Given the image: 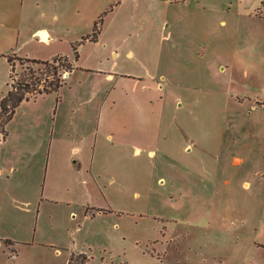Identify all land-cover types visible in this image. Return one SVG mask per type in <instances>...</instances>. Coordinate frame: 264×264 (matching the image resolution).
I'll return each mask as SVG.
<instances>
[{
	"label": "rangeland",
	"instance_id": "1",
	"mask_svg": "<svg viewBox=\"0 0 264 264\" xmlns=\"http://www.w3.org/2000/svg\"><path fill=\"white\" fill-rule=\"evenodd\" d=\"M62 1L101 37L7 125L0 264H264V0Z\"/></svg>",
	"mask_w": 264,
	"mask_h": 264
},
{
	"label": "crops",
	"instance_id": "2",
	"mask_svg": "<svg viewBox=\"0 0 264 264\" xmlns=\"http://www.w3.org/2000/svg\"><path fill=\"white\" fill-rule=\"evenodd\" d=\"M102 10L101 6L91 11L85 6L68 7L67 1L62 0H0V89L7 86L0 101L9 89L11 72L5 54L39 60H50L58 54L73 57L72 44L90 33L93 20ZM111 64L114 67L115 61ZM107 76L112 77L113 73L108 72ZM71 153L76 155L73 148ZM4 240L0 238V242Z\"/></svg>",
	"mask_w": 264,
	"mask_h": 264
},
{
	"label": "trees",
	"instance_id": "3",
	"mask_svg": "<svg viewBox=\"0 0 264 264\" xmlns=\"http://www.w3.org/2000/svg\"><path fill=\"white\" fill-rule=\"evenodd\" d=\"M264 4V1H263ZM103 14L95 21L91 33L82 37L81 40L72 44L73 57L68 54L55 55L50 60H39L28 57H20L15 53L5 54L11 65L9 89L0 101V141L6 139L8 135L7 125L13 118L17 107L25 100H30L41 94H49L59 91L66 81L64 76H69L77 68L79 60V48L86 41L96 42L103 28ZM15 60L21 63L29 62V70L24 72L20 78L14 75ZM7 245L15 243L12 239H5ZM90 256L87 252H74L69 255L67 264H89Z\"/></svg>",
	"mask_w": 264,
	"mask_h": 264
}]
</instances>
